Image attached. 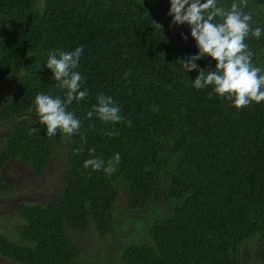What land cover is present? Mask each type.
I'll list each match as a JSON object with an SVG mask.
<instances>
[{
	"label": "trees",
	"instance_id": "obj_1",
	"mask_svg": "<svg viewBox=\"0 0 264 264\" xmlns=\"http://www.w3.org/2000/svg\"><path fill=\"white\" fill-rule=\"evenodd\" d=\"M234 2L252 13L253 29H264V0H217V6L229 10ZM169 9L170 0H42L39 6L0 0V18L9 25L0 35V93L14 83L0 109V123H9L1 136L0 181L10 161L38 178L58 152L63 160L61 188L44 202L21 203L15 224L0 229L1 258L244 264L242 250L250 246L247 256L264 264V102L238 112L225 98L209 99L211 87L195 89L198 71L184 73L178 61L198 49L187 25L171 24ZM245 43L264 72V31ZM81 45L76 70L88 97L68 111L82 121L86 143L79 134L47 136L34 106L41 92L66 98L46 67L48 54ZM197 65L209 70L215 62ZM101 93L113 98L124 122L85 119ZM92 148L105 161L119 153L113 174L84 168ZM71 231L91 244L80 249Z\"/></svg>",
	"mask_w": 264,
	"mask_h": 264
},
{
	"label": "clouds",
	"instance_id": "obj_2",
	"mask_svg": "<svg viewBox=\"0 0 264 264\" xmlns=\"http://www.w3.org/2000/svg\"><path fill=\"white\" fill-rule=\"evenodd\" d=\"M168 16L172 18V25L188 26L198 49L197 54L178 61L184 73L198 71L195 79L191 80L195 89L211 87L209 99L213 95L225 98L231 102L230 107L238 112L253 104L264 102V72L253 65L254 54L245 43L250 34L258 39L264 29L251 27V12L245 13L241 4L235 2L229 10H225L217 6V0H170ZM153 24L161 28L155 22ZM82 53L81 45L74 51H53L48 54L46 67L52 73L54 86L65 90L66 98L61 99L60 96L53 97L41 92L35 97L34 106L38 122L45 127L47 136L60 134L62 137L71 138L79 134L81 143H86L85 135L80 132L82 121L74 112L68 111L74 101L78 104L88 97L87 89L81 90L82 76L76 70ZM206 58L215 62L214 69L205 70L198 67L197 61ZM128 75L130 71L125 74ZM94 114L105 124L124 122L120 107L111 96L102 93L97 96L96 104L85 119L90 120ZM127 124L130 127L131 120H128ZM32 131L38 132L39 129L33 128ZM117 134L112 131L106 133L108 136ZM81 151L83 149L75 150L77 154ZM89 155L91 158L85 160L84 168L103 170L108 175L116 171L120 162L119 153L107 161L95 156V148L89 149Z\"/></svg>",
	"mask_w": 264,
	"mask_h": 264
},
{
	"label": "rangeland",
	"instance_id": "obj_3",
	"mask_svg": "<svg viewBox=\"0 0 264 264\" xmlns=\"http://www.w3.org/2000/svg\"><path fill=\"white\" fill-rule=\"evenodd\" d=\"M42 0H35V5L39 6ZM8 23L0 18V35L3 34L7 28ZM13 79H16L13 77ZM8 87L0 93V109L7 103L12 92L13 82L7 83ZM9 123H0V151L3 147L2 133L4 128ZM12 125V124H10ZM58 152L57 157L53 159V164L50 165L43 176L34 178L31 169L28 166L22 165L17 161H10L5 164L2 169V180L0 181V229L7 231L15 224L18 218V208L21 203H40L47 200V197L56 189L61 188V167L63 160ZM130 212V211H129ZM131 213V212H130ZM140 229V228H138ZM70 237L74 243L83 249L86 245L91 244L90 240L84 235L76 232H70ZM251 247L243 248V263L255 264L251 258L247 256ZM104 259L109 261L107 255ZM0 264H13L6 259L0 257Z\"/></svg>",
	"mask_w": 264,
	"mask_h": 264
}]
</instances>
